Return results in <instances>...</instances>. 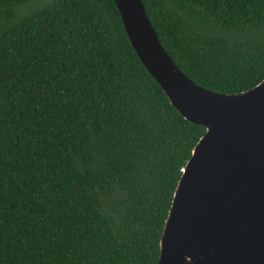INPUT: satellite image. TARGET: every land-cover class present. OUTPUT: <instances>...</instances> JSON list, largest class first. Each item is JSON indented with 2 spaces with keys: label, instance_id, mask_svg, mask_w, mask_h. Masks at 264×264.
Here are the masks:
<instances>
[{
  "label": "trees",
  "instance_id": "1",
  "mask_svg": "<svg viewBox=\"0 0 264 264\" xmlns=\"http://www.w3.org/2000/svg\"><path fill=\"white\" fill-rule=\"evenodd\" d=\"M0 0V264H156L204 130L135 57L112 0ZM186 78L264 79V0H140Z\"/></svg>",
  "mask_w": 264,
  "mask_h": 264
},
{
  "label": "water",
  "instance_id": "2",
  "mask_svg": "<svg viewBox=\"0 0 264 264\" xmlns=\"http://www.w3.org/2000/svg\"><path fill=\"white\" fill-rule=\"evenodd\" d=\"M127 41L169 105L204 132L173 190L156 264H264V79L222 94L162 49L140 0H112Z\"/></svg>",
  "mask_w": 264,
  "mask_h": 264
},
{
  "label": "rangeland",
  "instance_id": "3",
  "mask_svg": "<svg viewBox=\"0 0 264 264\" xmlns=\"http://www.w3.org/2000/svg\"><path fill=\"white\" fill-rule=\"evenodd\" d=\"M50 0H30L25 5H19L15 8L16 16L27 14L28 12L45 5Z\"/></svg>",
  "mask_w": 264,
  "mask_h": 264
}]
</instances>
